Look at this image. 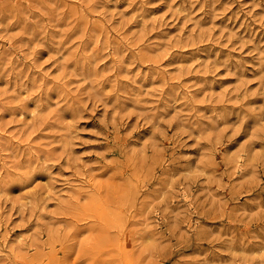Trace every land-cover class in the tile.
<instances>
[{"label": "rangeland", "instance_id": "rangeland-1", "mask_svg": "<svg viewBox=\"0 0 264 264\" xmlns=\"http://www.w3.org/2000/svg\"><path fill=\"white\" fill-rule=\"evenodd\" d=\"M0 264H264V0H0Z\"/></svg>", "mask_w": 264, "mask_h": 264}]
</instances>
